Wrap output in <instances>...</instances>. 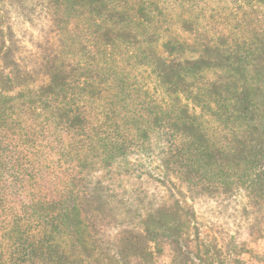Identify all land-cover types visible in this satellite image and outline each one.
Masks as SVG:
<instances>
[{"label": "trees", "instance_id": "obj_1", "mask_svg": "<svg viewBox=\"0 0 264 264\" xmlns=\"http://www.w3.org/2000/svg\"><path fill=\"white\" fill-rule=\"evenodd\" d=\"M45 14L52 42L37 69L19 70L0 50V203L11 171L44 176L36 144L49 137L66 175L59 195L29 203L33 225H7L0 264H147V243L159 240L171 264H226L220 247L192 245L175 198L119 232L109 257L83 216L112 199L98 174L131 150L159 163L146 166L144 186L173 177L191 198L243 201L252 218L264 209V0H46ZM3 132L34 156L30 170L13 162ZM245 244L233 243L231 263L243 264Z\"/></svg>", "mask_w": 264, "mask_h": 264}, {"label": "rangeland", "instance_id": "obj_2", "mask_svg": "<svg viewBox=\"0 0 264 264\" xmlns=\"http://www.w3.org/2000/svg\"><path fill=\"white\" fill-rule=\"evenodd\" d=\"M45 3L46 0H0V50L7 48L12 60L21 71L37 69L40 59L47 51L48 39L52 42V37L48 34ZM1 59H3L2 54L0 55V66L2 65ZM144 77L146 78L147 75ZM149 87L151 88V85ZM190 110L193 113H198V110L193 106L190 107ZM1 137L4 145L13 152V162L17 163L15 160L21 157L18 164L21 166L23 163L22 167L25 166L30 170L28 163L25 162L32 155L24 157L27 150L19 145V140L4 132ZM37 140L40 141L41 138L38 137ZM36 145L37 156L41 157H39V164L44 170V176L36 177V179L29 177L15 179L14 172L11 171V177L6 183L7 189L10 191L2 196L3 201L0 203V241L4 238L7 225L14 219L24 221L25 225H33V219L30 218L31 213L28 210L29 203H35L42 197L48 199L52 196L49 194L53 189H55V193H52L54 195H59V191H61L60 182H63L62 177L66 173L63 171L64 167L63 169L56 168L53 165L57 150L53 140L49 137ZM142 158L140 152L131 150L126 157L113 161L110 168L104 167L105 170L101 169L98 174L102 177L101 180L105 187H109L108 192L112 195L108 194V197L112 199L109 200L102 195L100 203L103 208L101 207L100 212L93 211L84 214L83 218L88 219L87 233L94 239V242L97 241V245L101 246L103 251H106V257L116 250L114 245L117 244V234L122 231L138 229L141 217L153 205L159 203V199L164 197L167 200L175 198L184 205L185 215L183 217L189 226L186 236L192 245H195L194 247L200 246L201 243L211 247H220L225 254L227 253L225 255L226 264H233L231 263V256L234 257L232 250L237 246V243L243 241L246 242L244 252L239 256L243 264H264L263 208L252 218L243 215V201L236 206H218L214 199L191 198L185 186L179 185L173 177H169V182L164 180L165 187L152 181L144 186L142 183L148 179L145 173L151 172L146 166H150L154 171V168L159 167V163L156 158L151 159L150 163L147 160L142 161ZM34 160L33 156L32 161L35 162ZM124 162H129L130 165L124 164ZM65 167L70 169L69 166ZM125 171H129V173L126 174ZM86 174L97 177L92 169ZM81 177L85 176L82 174ZM138 177L139 180H137ZM142 187L145 189L138 192ZM257 222L263 234L250 236L249 226L255 225ZM197 238L199 240H196ZM124 242L128 243V241ZM147 246L152 253L147 264L148 262L149 264H171V246L168 241L150 242L147 243ZM201 249L203 248L201 247ZM112 261L117 264L115 259ZM129 261L130 264L140 262L137 258L132 257L129 258ZM222 263L225 264V262Z\"/></svg>", "mask_w": 264, "mask_h": 264}]
</instances>
